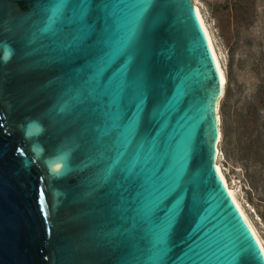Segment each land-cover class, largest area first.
I'll return each instance as SVG.
<instances>
[{
    "label": "water",
    "instance_id": "95a60500",
    "mask_svg": "<svg viewBox=\"0 0 264 264\" xmlns=\"http://www.w3.org/2000/svg\"><path fill=\"white\" fill-rule=\"evenodd\" d=\"M224 93L192 0H0V264H264Z\"/></svg>",
    "mask_w": 264,
    "mask_h": 264
},
{
    "label": "rangeland",
    "instance_id": "374dc122",
    "mask_svg": "<svg viewBox=\"0 0 264 264\" xmlns=\"http://www.w3.org/2000/svg\"><path fill=\"white\" fill-rule=\"evenodd\" d=\"M225 75L229 95L219 103L221 140L217 164L264 245V206L259 203L258 186L264 170L258 164L240 159L235 113L255 91L264 72V0H255L248 26L232 16L235 0H196ZM229 120L230 130L223 136ZM264 143V122L260 125Z\"/></svg>",
    "mask_w": 264,
    "mask_h": 264
},
{
    "label": "trees",
    "instance_id": "16d2710c",
    "mask_svg": "<svg viewBox=\"0 0 264 264\" xmlns=\"http://www.w3.org/2000/svg\"><path fill=\"white\" fill-rule=\"evenodd\" d=\"M255 0H235L232 9V16L236 23L248 26L252 22L251 9ZM230 90L227 88L224 93L226 98ZM237 139L241 148L240 159L243 162L251 161L264 170V143L262 140L260 125L264 122V72L254 93L245 101L235 113ZM230 130L229 120L226 123L223 136H227ZM255 190H259V203L264 206V176L258 186L253 185ZM264 220V210L261 214Z\"/></svg>",
    "mask_w": 264,
    "mask_h": 264
},
{
    "label": "bare ground",
    "instance_id": "6f19581e",
    "mask_svg": "<svg viewBox=\"0 0 264 264\" xmlns=\"http://www.w3.org/2000/svg\"><path fill=\"white\" fill-rule=\"evenodd\" d=\"M193 1V5H194V8H195V11L197 13V16L199 18V21L201 22V25L204 29V32L206 34V37H207V40H208V43H209V46H210V49H211V52L213 54V57H214V60H215V63H216V66H217V69H218V72H219V75H220V78L222 76V81H221V84H222V89L225 87V75H224V72H223V69L221 67V64H220V61H219V57L217 55V52L215 50V47H214V44L212 42V39H211V36L209 34V31L205 25V22L203 20V17L199 11V8L196 4V0H192ZM222 93H223V90H222ZM223 94H221L222 96ZM220 103V102H219ZM217 111H218V104H217ZM219 114V112H218ZM215 167H216V170L217 172L219 173L220 177L222 178L223 180V183L225 184L229 194L231 195L232 199L234 200L237 208L239 209L240 213L242 214L243 218L245 219V221L247 222L248 226L250 227V229L252 230L253 233H255V238L257 239V241H259V245L260 246H264L263 245V242L261 241V238L259 237V235L257 234L255 228L253 227L252 223L249 221L247 215L245 214L244 210L242 209V207L240 206L237 198L235 197V194L233 192V189L231 188V186L229 185V183L227 182L226 178H225V175L223 174L222 170H221V167L219 166V164H217V160L215 162ZM264 253V252H263Z\"/></svg>",
    "mask_w": 264,
    "mask_h": 264
},
{
    "label": "snow or ice",
    "instance_id": "6c2138e0",
    "mask_svg": "<svg viewBox=\"0 0 264 264\" xmlns=\"http://www.w3.org/2000/svg\"><path fill=\"white\" fill-rule=\"evenodd\" d=\"M221 81H222V76H221ZM253 237H255V233H252ZM257 245L260 247L261 252H264V246H260L259 245V241H256ZM236 259V257H234V260Z\"/></svg>",
    "mask_w": 264,
    "mask_h": 264
}]
</instances>
